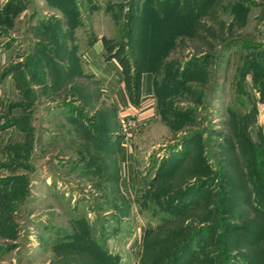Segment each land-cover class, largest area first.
I'll use <instances>...</instances> for the list:
<instances>
[{
    "label": "rangeland",
    "instance_id": "obj_1",
    "mask_svg": "<svg viewBox=\"0 0 264 264\" xmlns=\"http://www.w3.org/2000/svg\"><path fill=\"white\" fill-rule=\"evenodd\" d=\"M130 1H86L92 9L80 17L87 24L81 28L78 12L55 8L64 0H11L7 8L10 15L0 24V264H99L79 247L88 232L93 254L101 246L117 264H163L166 234L159 229L188 220L196 227L203 221V235L172 264H264L260 0H134V14L144 12L148 22V6L164 12L167 22L178 8L190 14L169 24L188 32L177 36L183 44L168 48L165 34L167 48L158 53L120 43L114 19ZM99 37L109 46L103 60L122 59L131 70L138 56L155 68L152 94L141 103L140 85L130 115L119 114L93 69L99 66L83 58ZM143 38L146 45L158 43ZM112 108L117 127L111 132L98 113L110 116ZM94 116L103 124H94ZM96 131L111 132L110 138L93 145ZM191 133H198L192 142L201 154L188 167L203 156L205 186L186 195L184 188L200 177L177 186L187 176L183 168H161L176 160Z\"/></svg>",
    "mask_w": 264,
    "mask_h": 264
},
{
    "label": "trees",
    "instance_id": "obj_2",
    "mask_svg": "<svg viewBox=\"0 0 264 264\" xmlns=\"http://www.w3.org/2000/svg\"><path fill=\"white\" fill-rule=\"evenodd\" d=\"M65 1H67L65 3ZM134 0H131L126 7V12H124L123 17H118L114 19V23L116 25H118L120 27V43H133L134 45L136 44V46L141 44V47L143 50H150V49H155V51L157 52L158 49H166L167 47H165L164 45H161V42H165V37L164 35L166 34V38L167 41H169V46L168 48H172L174 45L178 44H183L180 40H178V35H182V36H188V32L181 31V26L178 28H175L174 26L169 25L171 22H174L173 20H175V23H181L183 21H185L186 19H188V16L190 14H188V12L184 9H180L178 8L175 12V16L173 19H169L167 22V19L164 15V12H162L161 10L158 9H153L152 7L148 6L147 7V15L146 16H150L149 14L151 13L152 15V20L148 22V18L147 20L144 19L146 17H144V12L139 13V14H134V11H136V4H134L133 2ZM64 7L62 5H58L55 4V6L60 7L62 10L63 8H68L69 5V0H64ZM12 5L11 0L7 1V3L5 4V9L4 10H0V24H5L6 20L8 19V15L7 13L10 12L9 6ZM117 7H123L124 5L122 4H115ZM115 7V6H114ZM178 18H177V17ZM166 20V21H165ZM141 26H143V28L141 29ZM169 27V28H168ZM140 33H142L141 35H145V39L148 40H152V39H157L158 43L155 44L153 41H150V45H146L145 42L143 41L144 38L142 39V41L140 40ZM140 35V36H139ZM178 36V37H177ZM103 43H104V47L105 49H107L109 46L107 44V39L103 38ZM144 42V43H142ZM162 42V43H163ZM135 48V47H134ZM137 49V48H136ZM144 52V51H142ZM158 53V52H157ZM161 53V52H160ZM137 58L139 59V57L137 56ZM137 59L135 63V67H133L131 70H133V73L130 74L129 71H131L129 68H125L123 67V60L118 58V62L120 64V66H122V76H123V82L125 84V88L127 91V95L129 100L131 101L132 104L137 105L139 103V99H140V78H141V74L143 72H150L152 74H154V70L155 68H148V67H144L143 65H145L144 63H142L141 61H139ZM52 64H54L53 62H51ZM51 77H53V75L51 74ZM152 85L154 86V76H153V81H152ZM76 87V86H75ZM78 89V91L82 92L84 88H82L81 86H77L76 87ZM85 95L80 94L81 99L85 98ZM90 98V96H89ZM99 118H104V119H108V121L106 122V126L105 128H109L111 129V132L113 131L114 128H116L117 124H116V111L114 108H112L111 114L110 116H106V114L104 113V111H102V113L99 111ZM101 114V115H100ZM92 122H95L94 124H99V120L97 116H94ZM102 122H100L101 124ZM103 124V123H102ZM254 126V124H253ZM110 131V130H108ZM111 132L108 134V132H91V137H94V141L90 139V141H92V144L95 145L97 138L99 139V141H101L103 138L106 140H108L110 138L109 135H111ZM188 135V134H187ZM196 135H198V133L195 134H190L189 136L183 137L182 139V144H184V148L181 149L180 152H178V154H175V158L176 160L172 161L173 159L170 158L161 169H166V167L169 166V170H175L178 167H182V173L186 174V178H184L182 181H178L177 182V186L180 185H186L187 184V180L189 179V177H200L199 182H195L194 184H188L187 187L184 188V193L186 195H188L189 193L193 192V191H198L201 188H203L205 186V178L203 175V170H204V164H203V156H200V159L197 163V165L195 166H190L188 167V164H192V158L194 155H200L201 153L198 152V150L195 149L194 144L195 142H192L193 139L196 137ZM249 134L247 132L244 133V138L248 139ZM98 142V141H97ZM91 144V145H92ZM195 150L197 151V154H195ZM118 153L120 154V157L122 158V147L118 148ZM199 153V154H198ZM260 172V171H259ZM155 181V180H154ZM212 181H214L212 179ZM154 183V182H153ZM190 223V224H189ZM93 227V226H92ZM181 229L182 232L184 231V236L181 239H178L180 236L178 234H181ZM204 227H203V221L200 222V225L196 227V225L188 220L186 222V224L182 227L180 226H175V228H173V226L169 227L168 231H164L163 228L159 229V232L161 233H165L166 234V244L164 245V255L165 256L164 260L162 261L163 264H172L174 263L176 260H178L181 255L192 246L193 243H195V241L197 240V238L199 236H202ZM194 231V232H193ZM86 232V229H85ZM88 232V230H87ZM86 232V233H87ZM206 232V231H205ZM204 232V233H205ZM90 232H88L87 236L84 237L83 239H78L83 241L84 244H82L81 246H79L80 248H82L83 250H88L87 253L92 254V256L94 257H98V263L99 264H105L107 262V264H117V259L108 252V250H106V248H103L101 246H96V248L94 250H98L100 251L99 254H94L92 253L93 250V246L95 247V242L94 240L91 239V235H89ZM150 232L146 233V236H149ZM75 236V235H74ZM89 236V237H88ZM146 236H145V243H144V251L146 250V248H148V240L146 241ZM168 242V243H167ZM77 244L76 242H71V245ZM93 244V246H92ZM98 248V249H97ZM75 249V246L73 247V250ZM154 249V248H153ZM144 253V252H143ZM106 259V262H105ZM85 261V260H83ZM165 262V263H164ZM95 264V262H77L76 264Z\"/></svg>",
    "mask_w": 264,
    "mask_h": 264
},
{
    "label": "crops",
    "instance_id": "obj_3",
    "mask_svg": "<svg viewBox=\"0 0 264 264\" xmlns=\"http://www.w3.org/2000/svg\"><path fill=\"white\" fill-rule=\"evenodd\" d=\"M0 1H2V0H0ZM75 1H77V0H69L70 6L67 8V10L68 11H74L75 15L78 12L79 16L75 17L76 25H78V26L81 25L82 27H87V24L84 22V20H83V23H81V20L83 18L87 17V15H89L92 8L90 7V5L86 4L87 3L86 1H88V0H79V1H82L81 3H78V1L77 2H75ZM263 2H264V0H263ZM257 5H260L261 8L263 9L262 16H264V3H262V0H260V2H257ZM72 7H75V8H72ZM100 7H101V5H100ZM100 7H99V9H100ZM55 8H57L58 10H62L58 6H55ZM247 8L248 7H245L246 10H247ZM81 9L83 10V12L80 11ZM107 10L108 9L106 8V11ZM74 14H72V15H74ZM7 15L9 17L10 12H8ZM26 15H27L26 10H24L19 15V19L24 18V16H26ZM80 17H82V19ZM81 26L79 28H81ZM261 29H262L260 31L261 37H262L261 43L264 45V28H261ZM103 47L104 46H103L102 37L95 39V41H93L89 45H86V51L83 54V58H84L85 62L88 63L91 67H93L94 65L99 66V68L93 67V69L98 74L99 79L101 81H103L105 83L106 87L111 91L110 94L113 95V98H114L113 101L119 108V114L124 113L125 116L130 115V114L135 112L136 106L131 103V101L129 100V98L126 94V88H125V84L123 82V76L119 70V63L117 61H115L114 59H111L109 61L103 60ZM118 77L119 78L121 77L120 80L118 79ZM140 85H141V103H143L142 101L144 100V97L151 95L152 90H153L152 89V75L150 72L142 73ZM141 103H140V105H141ZM261 105L264 107L263 104H261ZM262 120H263V118H262ZM259 124L262 128H264V124H262V123H259ZM121 145L123 147V145H124L123 142H121ZM121 159H122L121 162H124L125 155L123 153V150H122V158ZM121 176H122L121 177V180H122L121 185L126 186L125 181H124L125 180L124 176L122 174H121ZM107 241H108V239H107Z\"/></svg>",
    "mask_w": 264,
    "mask_h": 264
}]
</instances>
